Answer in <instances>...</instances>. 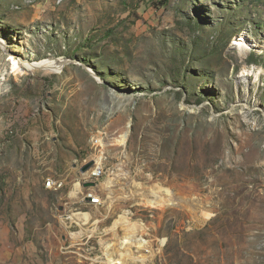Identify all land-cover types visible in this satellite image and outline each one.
<instances>
[{
  "label": "rangeland",
  "instance_id": "374dc122",
  "mask_svg": "<svg viewBox=\"0 0 264 264\" xmlns=\"http://www.w3.org/2000/svg\"><path fill=\"white\" fill-rule=\"evenodd\" d=\"M106 253L264 264V0H0V264Z\"/></svg>",
  "mask_w": 264,
  "mask_h": 264
},
{
  "label": "bare ground",
  "instance_id": "6f19581e",
  "mask_svg": "<svg viewBox=\"0 0 264 264\" xmlns=\"http://www.w3.org/2000/svg\"><path fill=\"white\" fill-rule=\"evenodd\" d=\"M234 45L240 47L243 52L246 51V48H248V44H247V42H245L244 39L238 40L237 42L234 43ZM12 63H13L12 64L13 72H18V73H22V68L28 69V70H41V71L49 72V73H60L64 69V67L67 65V62L62 60V59L61 60L46 59V60H42V61L37 62V63L34 62L32 64H30L28 62H22L21 64H19L18 62H15L14 60H12ZM247 75H248L247 72H244L241 76L243 78L242 80H245V76H247ZM138 97L139 96L136 94H128L125 96V98L127 100H133V99L138 98ZM78 219H80L84 222H87L88 216L82 215ZM128 240L125 239V241H128ZM124 244H126V243H124ZM128 244H130V243H128ZM126 256L127 255H125V257ZM106 257H107V264H124L123 263V257H121L119 260H115L113 257V254H111V253H106Z\"/></svg>",
  "mask_w": 264,
  "mask_h": 264
},
{
  "label": "built area",
  "instance_id": "2783aa9c",
  "mask_svg": "<svg viewBox=\"0 0 264 264\" xmlns=\"http://www.w3.org/2000/svg\"><path fill=\"white\" fill-rule=\"evenodd\" d=\"M103 175H104V172H103L102 166L98 164L97 162H94L93 167L89 169L86 173L82 174V177H83L82 182L83 183L92 182L96 184L103 177ZM45 186L47 188H56V184L51 180H48ZM86 200L93 205L100 204V200L94 197L92 194H88L86 196Z\"/></svg>",
  "mask_w": 264,
  "mask_h": 264
},
{
  "label": "water",
  "instance_id": "95a60500",
  "mask_svg": "<svg viewBox=\"0 0 264 264\" xmlns=\"http://www.w3.org/2000/svg\"><path fill=\"white\" fill-rule=\"evenodd\" d=\"M66 62H67V64H71V62H69V61H66ZM93 165H94V162L93 161L92 162H89L88 164H86V165H84V166H82L80 168V172L82 174L86 173L89 169H91L93 167ZM95 185H96L95 183L90 182V183H86L85 184V187H91V188H93V187H95Z\"/></svg>",
  "mask_w": 264,
  "mask_h": 264
}]
</instances>
